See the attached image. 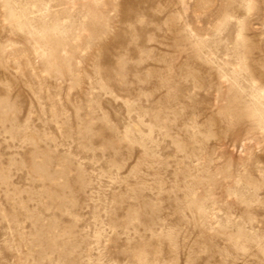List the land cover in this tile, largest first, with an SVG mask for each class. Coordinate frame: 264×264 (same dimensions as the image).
<instances>
[{
    "label": "rangeland",
    "instance_id": "1",
    "mask_svg": "<svg viewBox=\"0 0 264 264\" xmlns=\"http://www.w3.org/2000/svg\"><path fill=\"white\" fill-rule=\"evenodd\" d=\"M0 264H264V0H0Z\"/></svg>",
    "mask_w": 264,
    "mask_h": 264
}]
</instances>
